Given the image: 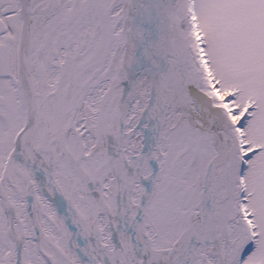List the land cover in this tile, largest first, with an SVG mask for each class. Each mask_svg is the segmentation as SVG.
I'll use <instances>...</instances> for the list:
<instances>
[{
    "label": "snow or ice",
    "instance_id": "obj_1",
    "mask_svg": "<svg viewBox=\"0 0 264 264\" xmlns=\"http://www.w3.org/2000/svg\"><path fill=\"white\" fill-rule=\"evenodd\" d=\"M0 264H264V0H0Z\"/></svg>",
    "mask_w": 264,
    "mask_h": 264
}]
</instances>
